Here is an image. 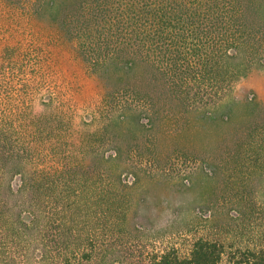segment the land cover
<instances>
[{"label":"trees","instance_id":"1","mask_svg":"<svg viewBox=\"0 0 264 264\" xmlns=\"http://www.w3.org/2000/svg\"><path fill=\"white\" fill-rule=\"evenodd\" d=\"M263 8L261 0H0V264H43L48 256L56 264H85L90 255L79 228L92 218L89 209L108 201L91 224L110 220L129 187L108 166L115 157L102 159L104 167L91 164L98 160L90 154L95 134L78 139L53 95L41 97L42 86L23 79L25 64L43 79L53 72L41 57L47 49L32 34L43 30L50 38L58 29L99 76L119 60L157 62L164 75L174 72L173 86L185 89L190 101L217 107L225 97L223 79L230 91L243 79L241 65L223 70L225 59L237 60L251 41L264 39L257 19H248ZM134 92L128 83L110 87L96 106L100 119H140L144 99ZM249 146L244 157H258L263 169L264 143ZM238 208L235 213L244 215ZM245 254L242 263L264 264V249ZM224 255L222 243L199 238L188 257L173 248L150 264H219Z\"/></svg>","mask_w":264,"mask_h":264},{"label":"rangeland","instance_id":"2","mask_svg":"<svg viewBox=\"0 0 264 264\" xmlns=\"http://www.w3.org/2000/svg\"><path fill=\"white\" fill-rule=\"evenodd\" d=\"M251 18L257 19L263 37L264 8L259 14L250 12ZM35 34L31 37L47 49L48 55L41 57L52 62L53 72L43 79L30 72L32 64H25L20 68L23 79H35L42 86L41 97L53 95L78 139L95 134L90 143L95 142L96 150L90 154L98 160L91 164L104 167L102 159L115 157L108 166L129 186L114 219L91 224L107 211L108 201L89 209L92 218L79 228L81 247L90 255L85 264H150L173 248L188 257L199 238L225 246L219 264H247L245 252L264 249V168H259L258 157H244L249 145L264 143V39L255 45L251 41L237 60L225 59L223 70L241 65L243 79L233 91L227 77L223 79L222 104L199 107L185 89L173 86L174 72L164 75L157 62L132 66L119 60L99 76L58 29L50 38L43 30ZM125 83L144 99L142 116L107 124L96 106L110 87ZM238 205L244 209L242 216L235 213ZM52 263L49 256L43 262Z\"/></svg>","mask_w":264,"mask_h":264}]
</instances>
